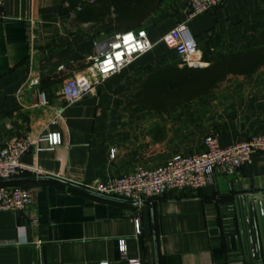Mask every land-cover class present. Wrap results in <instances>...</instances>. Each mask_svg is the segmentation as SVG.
Listing matches in <instances>:
<instances>
[{"label":"crops","instance_id":"obj_1","mask_svg":"<svg viewBox=\"0 0 264 264\" xmlns=\"http://www.w3.org/2000/svg\"><path fill=\"white\" fill-rule=\"evenodd\" d=\"M95 1L4 0L0 9V147L26 134L61 139L51 151L24 155L21 163L41 174L22 177L85 189L199 153L210 133L221 148L264 135L263 68L229 76L203 98L163 111L130 112L118 103L119 90L130 91L156 66L180 67L181 50L164 39L185 20L188 0H163L139 28L152 49L67 105L59 95L63 81L83 75L105 42L122 33L108 34L95 21ZM186 24L204 68L221 55L264 46V0H227ZM40 94L45 107L35 106ZM16 186L32 191L33 204L26 214L0 211V264H249L243 201L264 194V153H254L235 176L215 175L198 192L140 203L47 180ZM121 242L127 260L119 256Z\"/></svg>","mask_w":264,"mask_h":264},{"label":"built area","instance_id":"obj_2","mask_svg":"<svg viewBox=\"0 0 264 264\" xmlns=\"http://www.w3.org/2000/svg\"><path fill=\"white\" fill-rule=\"evenodd\" d=\"M227 0H188L185 20L165 37L167 44L179 47L182 57L180 67L198 68L203 65L202 54L187 21L209 10L223 5ZM4 0H0V9ZM106 47L95 54L86 72L79 77L66 78L59 91L67 105L77 103L93 94L108 78L118 74L125 66L153 45L144 29L112 35ZM37 107H45L42 94L38 96ZM61 145L59 133L38 136L26 134L5 141L0 147V180L22 177L25 174L40 175L34 167L21 163V158L30 151H51ZM204 150L199 153L175 155L164 164L153 169H138L96 182L85 189L102 197L118 198L140 203L165 197L170 193L198 192L213 183L215 175L235 176L239 170L251 163L254 153H264V135L253 136L227 147H220L215 135L208 134L203 141ZM113 157V154H111ZM33 204L32 191L19 186H0V211L26 214ZM136 232L140 228L135 221ZM119 256L127 260L126 247L121 242ZM128 264H140L127 260ZM107 264V263H102Z\"/></svg>","mask_w":264,"mask_h":264},{"label":"trees","instance_id":"obj_3","mask_svg":"<svg viewBox=\"0 0 264 264\" xmlns=\"http://www.w3.org/2000/svg\"><path fill=\"white\" fill-rule=\"evenodd\" d=\"M163 0H96L94 19L106 33L138 30ZM264 69V46L251 45L245 51L219 56L204 68L156 66L145 76L133 80L130 91L119 90L118 103L127 111H163L203 98L229 76L249 77ZM17 184H0V186Z\"/></svg>","mask_w":264,"mask_h":264},{"label":"water","instance_id":"obj_4","mask_svg":"<svg viewBox=\"0 0 264 264\" xmlns=\"http://www.w3.org/2000/svg\"><path fill=\"white\" fill-rule=\"evenodd\" d=\"M109 40L105 42V46ZM103 48V49H104ZM102 49V50H103ZM35 180H47L50 182L58 183L70 189L79 192L90 193L86 189H83L79 186L68 184L56 179L51 178H33V177H18L12 179L0 180V184H17L27 181ZM100 198H106L99 195H96ZM243 206L248 218L247 227L250 237V263L249 264H264V194L257 193L253 194L250 197H247L243 201Z\"/></svg>","mask_w":264,"mask_h":264}]
</instances>
